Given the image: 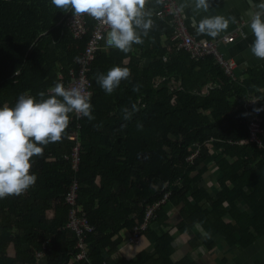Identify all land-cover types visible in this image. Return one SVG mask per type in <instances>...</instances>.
<instances>
[{
    "label": "trees",
    "instance_id": "obj_1",
    "mask_svg": "<svg viewBox=\"0 0 264 264\" xmlns=\"http://www.w3.org/2000/svg\"><path fill=\"white\" fill-rule=\"evenodd\" d=\"M160 6V0H146L153 23L143 43L128 52L99 49L88 72L93 118L78 119L75 173L77 206L93 226L84 237L87 259L74 258L77 237L65 227L64 195L72 172L64 154L75 142L67 135L76 125L69 113L66 135L31 158L34 185L0 199V264L31 262L38 249H43V264H120L105 255L119 243L117 233L139 224L146 205L164 193L155 218L166 219L167 203H182L179 228L190 231L197 225L209 247L215 235L231 246L264 235V70L247 68L234 77L210 56L192 59L171 41L166 20L155 16ZM69 13L51 0H0V105L13 106L22 93L47 92L59 82V73L68 79V71L76 69L89 31L73 38L63 25ZM86 22L91 27L90 18ZM116 65L128 67L130 75L108 94L97 76ZM251 98L257 99L244 107ZM257 108L260 146L248 141L246 125L247 114ZM195 148L197 154L188 160ZM211 166L218 171L212 195L200 184ZM239 201L246 211L238 209ZM154 239L157 264H171L172 236L165 231ZM151 256L140 252L121 264H145Z\"/></svg>",
    "mask_w": 264,
    "mask_h": 264
},
{
    "label": "clouds",
    "instance_id": "obj_2",
    "mask_svg": "<svg viewBox=\"0 0 264 264\" xmlns=\"http://www.w3.org/2000/svg\"><path fill=\"white\" fill-rule=\"evenodd\" d=\"M211 0H193V11L209 10ZM62 12L74 16L87 14L108 28L112 46L128 52L133 44L143 43L152 26L151 12L146 0H51ZM259 11H253L248 27L254 40L250 52L264 59V0H259ZM177 11L183 12V5ZM234 17L203 16L196 24L198 33L216 37L225 30ZM130 75L128 67L113 66L97 76L105 93H112ZM260 111L259 108L256 109ZM92 119L90 94L79 86L65 87L57 82L47 92L36 96L22 93L13 106L0 105V199L18 195L34 185L35 172L30 171L34 156L43 155V146L66 135L69 113ZM129 113L125 110V118ZM207 235V234H205Z\"/></svg>",
    "mask_w": 264,
    "mask_h": 264
},
{
    "label": "crops",
    "instance_id": "obj_3",
    "mask_svg": "<svg viewBox=\"0 0 264 264\" xmlns=\"http://www.w3.org/2000/svg\"><path fill=\"white\" fill-rule=\"evenodd\" d=\"M176 1L178 7L183 5V12L180 13L189 34L197 39L218 41L220 52L233 64L234 77H242L247 68L264 70V59L257 58L250 52V44L254 40V36L248 27L253 11L260 10L258 7L259 0H211L207 12L202 10L194 12L192 7L193 0ZM217 14L226 18L234 17L235 23L230 21L228 27L216 37L196 31V24L203 16ZM165 20L171 28L168 20L166 18ZM231 33L234 34L232 41L227 43L220 42L223 36ZM160 42L162 44L165 43L164 36ZM102 49L107 50L108 48ZM205 88H207V85ZM205 91L203 89L201 93ZM217 173L216 167L211 166L203 174V179L200 182L201 185L209 190L210 195L217 188L215 181L218 176ZM94 183L99 184V177L95 178ZM206 204L204 203V205ZM182 205V203L176 205L167 203L165 205L166 219L161 220V217L160 219L154 218L149 223L148 230L139 236L137 242L130 240V229H121L117 233L120 236V241L116 248L105 253L108 260H121V264L124 260H135L138 253L144 252L145 254H152L151 258L145 261V264H157L158 255L153 254L155 247L154 236H160L167 231L172 236L171 264H264V235H255V238L249 244L234 246L228 245L222 235H215L212 238L213 245L209 247L205 241L207 235L197 225L191 227L190 231L179 228L178 224L183 220ZM237 207L242 211L247 210V206L240 201L237 202ZM47 215L51 217L52 211H48ZM223 221L228 222L229 218L224 217ZM117 235L115 234L113 238H116Z\"/></svg>",
    "mask_w": 264,
    "mask_h": 264
},
{
    "label": "built area",
    "instance_id": "obj_4",
    "mask_svg": "<svg viewBox=\"0 0 264 264\" xmlns=\"http://www.w3.org/2000/svg\"><path fill=\"white\" fill-rule=\"evenodd\" d=\"M161 6L154 11L158 19H167L171 26V41L177 49L185 50L189 56L194 60H201L207 56L212 57L214 62L220 66L226 75L233 76V64L230 60L226 59L220 52L218 41L212 39H197L189 34L187 27L182 19L181 13L177 11L179 8L176 0H160ZM90 18L92 25L88 26L86 19ZM63 25L69 30L72 37L79 39L87 34L89 36L86 43L80 52L79 56L75 59L76 69L68 71L69 78L59 73V82L63 83L65 87L79 86L82 91L90 94L91 96V80L88 77L91 65L95 60L96 53L102 48H112V42L108 36V28L101 25L97 20L93 19L87 14L74 16L69 13L63 18ZM234 34H227L220 39V42L227 43L232 41ZM210 87L207 85V88ZM257 98H251L243 103V106L251 105ZM75 120V129L68 133L67 138L75 141L71 147L69 154H64V158L68 159L70 170L72 172L71 181L68 184L67 191L64 195V203L67 208V221L65 227L73 230L76 234L75 248L77 252L74 255L76 260L87 259V250L84 243V237L87 232L93 230V226L89 224L84 211H81L77 206V198L79 193L80 184L75 176L78 170L80 161V145L78 139V130L81 123L78 121L82 115L73 112ZM261 113L254 109L249 112L246 117V125L248 132V141L256 143L258 146L262 144L259 134H261ZM237 142V141H234ZM197 148L191 153L187 159L191 160L197 154ZM168 193L156 200L153 203L147 204L143 213L141 222L131 229L130 240L137 242L142 231H144L149 223L156 217V212L160 205L165 202ZM43 249L35 251L34 260L24 264H43Z\"/></svg>",
    "mask_w": 264,
    "mask_h": 264
}]
</instances>
